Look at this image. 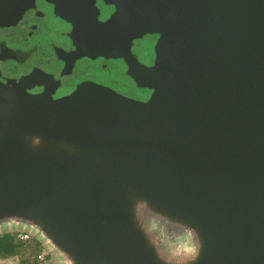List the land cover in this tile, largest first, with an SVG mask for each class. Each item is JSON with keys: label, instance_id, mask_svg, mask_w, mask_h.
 <instances>
[{"label": "water", "instance_id": "95a60500", "mask_svg": "<svg viewBox=\"0 0 264 264\" xmlns=\"http://www.w3.org/2000/svg\"><path fill=\"white\" fill-rule=\"evenodd\" d=\"M105 1L106 22L75 18L78 50L123 56L151 96L0 82V234L55 264H264V0ZM31 2L0 0V25ZM153 33L144 66L129 45Z\"/></svg>", "mask_w": 264, "mask_h": 264}, {"label": "flooded vegetation", "instance_id": "af4514ba", "mask_svg": "<svg viewBox=\"0 0 264 264\" xmlns=\"http://www.w3.org/2000/svg\"><path fill=\"white\" fill-rule=\"evenodd\" d=\"M64 10L63 16L55 2L32 0L16 22L0 25V82L18 83L33 95L55 100L70 96L84 84L100 85L134 100H148L152 90L132 78L123 56L78 50L75 18L88 22L93 15L106 22L116 6L95 0L93 8L85 6L83 0H66ZM158 40L156 33L145 34L133 39L129 50L140 64L151 66Z\"/></svg>", "mask_w": 264, "mask_h": 264}, {"label": "trees", "instance_id": "16d2710c", "mask_svg": "<svg viewBox=\"0 0 264 264\" xmlns=\"http://www.w3.org/2000/svg\"><path fill=\"white\" fill-rule=\"evenodd\" d=\"M42 247V243L35 237L22 240L18 231L10 230L0 234V260L15 259V264H53L51 254L47 256L46 262L39 259Z\"/></svg>", "mask_w": 264, "mask_h": 264}, {"label": "built area", "instance_id": "2783aa9c", "mask_svg": "<svg viewBox=\"0 0 264 264\" xmlns=\"http://www.w3.org/2000/svg\"><path fill=\"white\" fill-rule=\"evenodd\" d=\"M18 236L22 239V240H27L30 239L32 237L31 234H29L28 232H18ZM50 254V252L47 250V248L43 247L42 251L39 255V259L42 262H46L47 261V256Z\"/></svg>", "mask_w": 264, "mask_h": 264}, {"label": "clouds", "instance_id": "9594fccd", "mask_svg": "<svg viewBox=\"0 0 264 264\" xmlns=\"http://www.w3.org/2000/svg\"><path fill=\"white\" fill-rule=\"evenodd\" d=\"M187 252L190 254V259L194 260L197 254V247L193 244L191 247L187 249Z\"/></svg>", "mask_w": 264, "mask_h": 264}, {"label": "rangeland", "instance_id": "374dc122", "mask_svg": "<svg viewBox=\"0 0 264 264\" xmlns=\"http://www.w3.org/2000/svg\"><path fill=\"white\" fill-rule=\"evenodd\" d=\"M43 248V247H42ZM48 250V249H47ZM49 251V250H48ZM17 262V260H15V259H11V260H0V264H15ZM51 262L53 263V264H55L54 263V261H53V259L51 260Z\"/></svg>", "mask_w": 264, "mask_h": 264}]
</instances>
